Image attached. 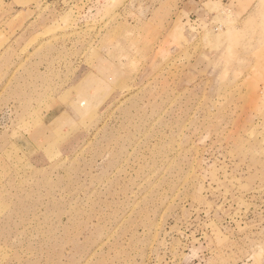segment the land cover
<instances>
[{
  "label": "rangeland",
  "instance_id": "obj_1",
  "mask_svg": "<svg viewBox=\"0 0 264 264\" xmlns=\"http://www.w3.org/2000/svg\"><path fill=\"white\" fill-rule=\"evenodd\" d=\"M0 264H264V0H0Z\"/></svg>",
  "mask_w": 264,
  "mask_h": 264
}]
</instances>
